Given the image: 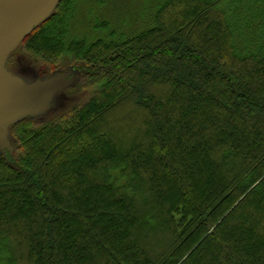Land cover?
Instances as JSON below:
<instances>
[{"label": "trees", "instance_id": "16d2710c", "mask_svg": "<svg viewBox=\"0 0 264 264\" xmlns=\"http://www.w3.org/2000/svg\"><path fill=\"white\" fill-rule=\"evenodd\" d=\"M82 1L23 40L97 91L10 125L0 264H264V0Z\"/></svg>", "mask_w": 264, "mask_h": 264}, {"label": "water", "instance_id": "95a60500", "mask_svg": "<svg viewBox=\"0 0 264 264\" xmlns=\"http://www.w3.org/2000/svg\"><path fill=\"white\" fill-rule=\"evenodd\" d=\"M61 0H0V150L13 152L5 126L51 107L55 95L70 87V73L26 83L1 71L9 53L52 15Z\"/></svg>", "mask_w": 264, "mask_h": 264}, {"label": "rangeland", "instance_id": "374dc122", "mask_svg": "<svg viewBox=\"0 0 264 264\" xmlns=\"http://www.w3.org/2000/svg\"><path fill=\"white\" fill-rule=\"evenodd\" d=\"M112 1L113 4H110L111 6L109 7V9L98 11V8L95 7L96 13L92 14V18L94 19V21L102 18L106 19V17L112 18L116 12H122V10H125V0H111V2ZM132 2L133 0H131V3ZM82 4L84 11V13L82 14V18L83 20H85L87 17V13L92 8V5L96 4V0H83ZM155 5L156 3L154 4V6L151 5V0H147V4L145 3V0H134L133 6L137 11L140 9V6L142 8H146V6L155 7ZM84 9L86 10V12ZM257 47V45H251L250 49L255 50ZM70 69H72L70 67V61L64 58L62 60L60 59L58 67H56L55 70L52 71L51 65L43 63V61L39 59H35L24 47L22 41L15 49H13L9 53L1 71V76L7 74L16 75L23 78L26 83H32L39 79L47 80L52 76L70 73L72 79L70 87L55 95L49 109L39 110L31 115L33 120L35 121V124L40 125L48 121H59L67 118L76 106H82L97 91V85L90 84L88 82L89 80L85 78L82 73H75ZM44 71L46 72L43 75ZM10 125L5 126V131L11 142L12 138L9 137L8 132ZM2 152L4 151L0 150V154Z\"/></svg>", "mask_w": 264, "mask_h": 264}]
</instances>
